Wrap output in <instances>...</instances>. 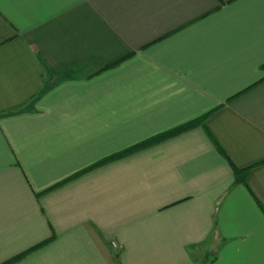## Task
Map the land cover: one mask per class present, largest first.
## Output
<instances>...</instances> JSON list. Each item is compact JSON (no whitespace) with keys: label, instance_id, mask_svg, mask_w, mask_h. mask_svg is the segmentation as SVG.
I'll return each mask as SVG.
<instances>
[{"label":"crops","instance_id":"obj_1","mask_svg":"<svg viewBox=\"0 0 264 264\" xmlns=\"http://www.w3.org/2000/svg\"><path fill=\"white\" fill-rule=\"evenodd\" d=\"M263 65L264 0H0V264H264Z\"/></svg>","mask_w":264,"mask_h":264},{"label":"trees","instance_id":"obj_2","mask_svg":"<svg viewBox=\"0 0 264 264\" xmlns=\"http://www.w3.org/2000/svg\"><path fill=\"white\" fill-rule=\"evenodd\" d=\"M262 67L264 68V65ZM199 121L200 120H198V119L197 120H192V121H189V122H187L185 124L177 126V127L173 128V129H170L168 131L160 133V134H158L156 136H153V137H151V138H149L147 140H144V141L140 142L139 144H136V145L126 149L122 153L117 154V155H115L113 157H118V156H122V155H125V154H128V153H131V152H133L135 150H138L140 148L146 147V146L151 145L153 143H156L158 141H161V140L167 139L169 137L175 136L177 134H180V133H182V132H184L186 130L191 129L195 125H197ZM219 148L222 149L220 146H219ZM113 157H111L109 159H112ZM105 161H107V160H105Z\"/></svg>","mask_w":264,"mask_h":264},{"label":"built area","instance_id":"obj_3","mask_svg":"<svg viewBox=\"0 0 264 264\" xmlns=\"http://www.w3.org/2000/svg\"><path fill=\"white\" fill-rule=\"evenodd\" d=\"M112 245L114 248H117V246H118L117 242H115V241L112 242Z\"/></svg>","mask_w":264,"mask_h":264}]
</instances>
